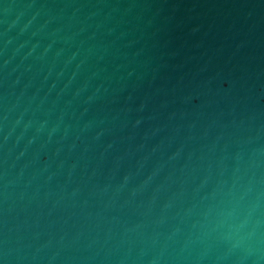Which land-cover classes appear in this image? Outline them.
<instances>
[{
	"label": "water",
	"instance_id": "water-1",
	"mask_svg": "<svg viewBox=\"0 0 264 264\" xmlns=\"http://www.w3.org/2000/svg\"><path fill=\"white\" fill-rule=\"evenodd\" d=\"M0 264H264V0H0Z\"/></svg>",
	"mask_w": 264,
	"mask_h": 264
}]
</instances>
